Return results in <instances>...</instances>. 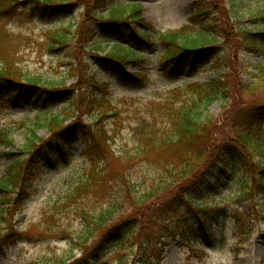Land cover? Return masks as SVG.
Here are the masks:
<instances>
[{"label": "rangeland", "instance_id": "obj_1", "mask_svg": "<svg viewBox=\"0 0 264 264\" xmlns=\"http://www.w3.org/2000/svg\"><path fill=\"white\" fill-rule=\"evenodd\" d=\"M121 1L125 5L133 0ZM137 1L141 3L145 20L157 32L187 26L189 32L199 31L214 38L207 56L203 57L205 53L198 56L188 53L173 66L172 62H162L163 48L156 41L153 48L147 50L144 64L123 69L101 59L106 45L118 37L117 30H122L124 36H128L129 29L140 31L135 23L111 25L104 31L96 20L91 19V11L83 6H74L65 14H55L49 10L33 11L31 3L16 5L15 14L7 20L10 33L20 34L27 40L20 47L18 56L23 69L57 83L64 77L65 86L57 87L58 94L46 102L43 101L47 95L45 88H39L43 91L40 100L31 96L11 101L16 93L3 86L0 91V130L9 132L11 142L0 144V178L12 158L24 156V147L38 124L62 114L64 109H73V101H78L81 108L75 119L68 120L74 122V127L63 136V148L53 142L46 153L41 152L35 180L23 182L27 194L20 196L18 210L11 211L13 220L2 224L5 230L0 237L4 243L0 246V264H47L57 259L67 264L96 261L92 253H85L90 242L84 245L76 242L89 223L82 212L94 215L109 202H121L120 189L127 182L142 192L152 182L159 181L161 166L151 157L160 156H142L139 138L149 135L152 129L164 128L167 121L164 105L170 103L177 107L181 102L189 101L191 91L188 87L192 84L205 85L224 79L233 86L244 83L260 61L257 55L244 48L242 38L249 26L251 30L264 28L260 19L264 15V0ZM111 2L107 0L106 7L110 8ZM105 8L99 12L104 14ZM86 22L95 30L97 39L103 37L102 50L98 54L89 50L87 44L79 47L70 44L53 53L45 49L44 33L48 30L58 26L86 25ZM69 61L80 63L93 75L100 83L99 92L96 88L85 90V96L80 100L82 91L77 89V78H65L69 67L65 63ZM240 107L239 99L226 105L216 100L199 110L200 119L212 121L215 141L225 145L223 148L228 150V157H241L230 128V118ZM36 133L43 139L50 136L45 127H37ZM103 138L109 140L103 141ZM88 152L102 158L99 167L104 172L96 177L89 189L69 199L68 193L89 166ZM113 175L115 179L111 180ZM186 179L192 181V175ZM195 181L198 188L188 192L208 208L224 209L223 216L206 234L186 199L178 195L168 198L170 194H165L157 201L161 202L160 206H169L166 213L159 212L160 220H154L149 230L142 227L150 234L151 242H156L147 254L161 249L159 264H264V199L257 194L239 195L231 174L219 168L218 160L210 163ZM121 203L115 217L131 213L130 201ZM236 218L244 220V229L251 231L250 238L244 241L240 238ZM161 225L165 227L164 231ZM180 231L187 233L183 236ZM145 236L146 233L142 234L146 240ZM108 247L106 245L100 257L105 255ZM138 260L136 258L130 264H136ZM152 261L157 264L155 258Z\"/></svg>", "mask_w": 264, "mask_h": 264}, {"label": "trees", "instance_id": "obj_2", "mask_svg": "<svg viewBox=\"0 0 264 264\" xmlns=\"http://www.w3.org/2000/svg\"><path fill=\"white\" fill-rule=\"evenodd\" d=\"M110 1L112 5L109 8L106 7L107 0H0V91L3 86L14 91L16 95L11 101L31 96L40 100L43 91L39 88H45L47 95L43 101L46 102L51 101L58 94L57 87L65 86L64 77L57 83L46 80L42 74L23 69L18 56L20 47L26 44L24 42L27 40L20 34L10 33L7 28V20L15 14L18 4L31 3L33 11L49 10L55 14H65L74 6H83L91 11V19L96 20L104 31L110 29L111 25L135 23L141 28L140 31L129 29L128 36H124L125 33L122 30H117L118 37L106 45L104 58L101 59L123 69L144 64L148 56L147 50L153 48L156 41L163 48L160 57L162 62H172L173 66H177L185 54L195 53L198 56L205 53L203 57L207 56L209 47L215 40L199 31L189 32L191 30H187L190 29L187 26L157 32L145 20L139 1L133 0L125 5L121 0ZM102 8H105L104 14L99 12ZM260 19L264 27V15H261ZM249 27L245 28L246 35L242 38L244 48L257 55L260 61L247 81L235 86L230 85L226 79L205 85L192 84L188 87L191 91L189 101L185 100L177 107H173L170 103L164 105V108H167L164 112L167 119L164 128L152 129L149 135H141L139 138L142 144L140 147L142 156L148 157L153 154L160 156L151 157V160L161 166L162 173L159 181L152 182L142 192H138L131 182H127L125 187L120 189L121 202L130 201L132 210L128 215L115 217L117 209L122 204L118 201L109 202L94 215H90L87 211L82 212L89 223L78 236L79 241L76 240V242L82 245L90 242L85 253L87 251L92 253L96 261L69 264H130L136 258H139L136 264H156L152 258H155L159 264L161 249L151 253L152 256L147 254L150 248H154L152 246L156 245V242H151L150 234L144 232L142 227L144 230H149L154 220H160L158 213H166L169 206H160L161 202L157 201L161 200L165 194H170L168 198L178 195L186 199L187 204L194 208L199 226L207 234L210 227L218 223L225 210L208 208L207 204L198 203L189 192L192 188H198L195 179L209 167L210 163L217 160L219 168L231 174V179L238 186L239 195L257 194L264 199V28L251 30ZM44 36L46 37L45 49L51 53L70 44L75 47L87 44L89 50L96 54L102 50L103 37L96 38V32L90 27L89 22H86V25L78 24L74 27L73 25L58 26L45 32ZM193 57L194 54L190 60ZM65 64L69 65L65 78H77V89L82 91L80 100L84 98L85 90L91 91V88H96V92H99L100 83L95 81L93 75L81 67L80 63L69 61ZM60 77L62 78V75ZM244 98L247 99L243 100ZM237 99L240 100L242 107L231 116L230 128L241 157L234 158L228 157V150L225 151L223 148L225 145L217 142V139L215 141L213 135L215 126L211 120L200 119L199 110L216 100H221L226 105L236 102ZM71 107L73 109H64L62 114L53 115L44 123L38 124L37 127L47 129L50 133L49 138L38 137L36 127L24 147V156L20 159L12 158L6 166L0 178V237L2 230H5L2 224L13 220L11 211L18 210L20 196L27 194L22 186L23 182L36 178L35 168L40 161L38 155L41 152L46 153L53 142H56L60 149L63 148L61 141L63 136L70 133L74 127V122H68V120L75 119L76 113L81 108L78 101H73ZM9 138L7 130H0V144L8 145L11 142ZM107 140L109 138H103V141ZM86 155L89 166L84 169L79 182L68 193L69 199L89 189V186L95 183L96 177L104 172V169L99 167L101 157H95L90 152ZM116 158L119 159V157ZM126 159H132V157H126ZM189 175H192V181L186 179ZM110 179L114 180L115 176L113 175ZM120 180L123 182V178ZM152 200L155 201L154 204ZM236 220L240 238L243 237V241L250 238L251 231L244 229V220L242 218H236ZM171 224L172 227L175 225L173 221ZM154 226L158 227V225ZM160 228L162 231L165 230L163 225ZM141 232L147 234L146 240L143 239ZM186 233L187 231L183 233L180 231L183 236ZM96 234L98 235L95 236ZM2 241L0 238V246L4 244ZM106 245L109 247L105 255L100 257L99 254L104 252ZM61 261L63 260H52L47 264H67Z\"/></svg>", "mask_w": 264, "mask_h": 264}]
</instances>
